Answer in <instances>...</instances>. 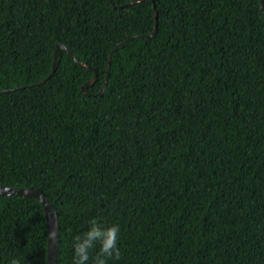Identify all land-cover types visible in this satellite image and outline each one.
<instances>
[{"label": "trees", "instance_id": "trees-1", "mask_svg": "<svg viewBox=\"0 0 264 264\" xmlns=\"http://www.w3.org/2000/svg\"><path fill=\"white\" fill-rule=\"evenodd\" d=\"M133 1L0 0V186L48 197L57 264L94 219L108 264H264L261 0ZM60 43L92 70L60 50L52 74ZM48 236L0 196V264H46Z\"/></svg>", "mask_w": 264, "mask_h": 264}, {"label": "water", "instance_id": "water-1", "mask_svg": "<svg viewBox=\"0 0 264 264\" xmlns=\"http://www.w3.org/2000/svg\"><path fill=\"white\" fill-rule=\"evenodd\" d=\"M112 6H115L114 0H109ZM143 0H136L133 2H130L126 5H122L119 6L120 8H124L126 6H131L134 5L138 2H141ZM262 2V0H261ZM157 26H158V14L157 11L155 10V29L154 31L146 36V38H150L151 36H153L156 31H157ZM129 40H125L123 43L128 42ZM60 50H64L66 51L69 55L72 56V58L74 59V61L84 70L87 71H91L92 69L88 66H86L85 64H83L82 62H80L75 56L74 54L71 52V50L65 46L64 44H58L57 45V50L55 51L54 54V59H53V70H52V74H54V72L56 71L57 68V56H58V52ZM113 53V52H112ZM112 53L109 56V61H108V68H107V76L104 80V84L103 87L100 91V95L103 94L107 82H108V78H109V71H110V65H111V58H112ZM94 77L83 86L82 89L84 88H88L90 86H92L95 81L97 80V72L96 70H94ZM51 74V75H52ZM10 91H2L0 92V94L2 93H8ZM0 196H24V197H32V198H36L38 199V201L41 202L43 209H44V213H45V217H46V221H47V227H48V242H47V260H46V264H57L58 262V257H59V252H60V235H59V221H58V216L56 213V210L53 206V204L50 202V200L48 199V197L43 194L41 191L39 190H35V189H31V188H12V187H7V186H0Z\"/></svg>", "mask_w": 264, "mask_h": 264}, {"label": "clouds", "instance_id": "clouds-1", "mask_svg": "<svg viewBox=\"0 0 264 264\" xmlns=\"http://www.w3.org/2000/svg\"><path fill=\"white\" fill-rule=\"evenodd\" d=\"M260 8L264 12V0ZM119 234L118 224L105 226L99 220H92L88 230L74 238L73 264H88L91 251L96 248L97 244H99V251L94 257L93 264H108L109 259H119L121 255L118 247ZM9 264H20V261L12 258Z\"/></svg>", "mask_w": 264, "mask_h": 264}]
</instances>
